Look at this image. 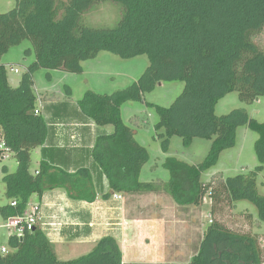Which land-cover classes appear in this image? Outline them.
Instances as JSON below:
<instances>
[{"label":"trees","instance_id":"obj_1","mask_svg":"<svg viewBox=\"0 0 264 264\" xmlns=\"http://www.w3.org/2000/svg\"><path fill=\"white\" fill-rule=\"evenodd\" d=\"M109 2L121 8L114 26L87 23L89 13ZM263 33L264 0H16L12 9L0 12V58L26 40L32 43L35 58L18 87L9 83L6 66L0 62V130L18 162L15 172L4 166L8 203L0 207L3 217L23 215L33 194L42 197L56 188L64 189L71 199L96 200L89 168L69 172L42 160L31 170V152L47 136L45 118L35 113L38 95L33 73L40 68L82 72L84 60L107 50L126 58L145 54L149 59L145 72L129 86L111 94L88 90L78 101L97 125L114 127L111 133L98 135L92 149L111 190L121 194L165 191L181 206H202L209 194L212 212L222 201L236 206L237 201L248 200L264 222V195L258 189V176L264 173V121L243 108L222 115L215 111L229 92L237 91L248 103L264 95V48L257 42ZM173 81H182L185 87L170 106L149 103L158 114L155 126L163 130L159 132L163 147L174 135H180L185 145L196 136L212 144L199 163L166 157L168 181H143L148 150L136 139L135 129L124 122L122 106L143 100L146 92ZM239 124L258 134L254 147L259 164L234 175L216 173L204 181L203 173L234 146ZM7 244V253L0 247V264H123L121 247L112 236L70 260L58 257L38 226L22 237L11 234ZM263 263L257 236L212 220L199 251L187 264Z\"/></svg>","mask_w":264,"mask_h":264},{"label":"rangeland","instance_id":"obj_2","mask_svg":"<svg viewBox=\"0 0 264 264\" xmlns=\"http://www.w3.org/2000/svg\"><path fill=\"white\" fill-rule=\"evenodd\" d=\"M15 3L16 0H0V12L12 9ZM120 15L121 8L117 3H103L96 11L86 16V21L95 27H112L117 23ZM257 42L264 48V33L257 38ZM34 58L32 43L29 40L12 47L0 58V62L6 66L9 83L13 87H18L21 84L27 68ZM148 65L149 59L145 54L126 58L111 51L102 50L97 57L82 62V72H70L64 69H37L33 73L34 89L40 97L37 101V108L43 113L46 112L45 100L54 102L53 109H60L64 106L63 104H78L79 99L88 90L111 94L138 80ZM15 69H18V72ZM184 87L185 83L182 81L163 82L154 90L146 92L143 100L129 101L122 106L124 122L135 129L136 139L148 150V161L141 173L143 181L156 179L168 181L170 173L163 166V162L168 156H175L189 163H199L205 159L210 150L212 140L198 136L194 137L189 145H185L180 135H174L170 138L167 148L162 145L159 132H163V130L156 129L158 114L149 103L168 107L181 94ZM240 108L245 109L250 116L259 121H264V95L258 100L248 103L239 98L237 91L229 92L221 97L215 111L218 115H222ZM109 126L113 131L114 127ZM257 138L258 134L255 131L248 128L246 124H239L235 132L234 146L222 152L218 162L203 173L202 179L208 181L216 173L229 176L255 168L259 164L254 147ZM38 150L37 148L31 152L32 170L39 166ZM5 165H8L9 172H15L18 168L17 159L12 156L7 160L0 161V207L8 201L5 195L6 185L3 181ZM258 189L259 193L264 195L263 172L258 176ZM199 208L203 209V215H200L197 223L203 229L208 228L212 219L238 233L257 236L264 260V222L259 221L258 208L253 203L248 200H239L234 206L228 201H222L215 205L214 212H212L211 197L207 194L203 207ZM248 213L252 216L249 217ZM5 224L6 220L0 209V245L8 243L10 236V230ZM6 247L10 249L8 246ZM182 252L187 256V250L184 249ZM189 261L186 260V262Z\"/></svg>","mask_w":264,"mask_h":264},{"label":"crops","instance_id":"obj_3","mask_svg":"<svg viewBox=\"0 0 264 264\" xmlns=\"http://www.w3.org/2000/svg\"><path fill=\"white\" fill-rule=\"evenodd\" d=\"M44 103L47 111L39 113L46 120L47 136L44 144L35 148L39 149V163L45 160L69 172L89 168L97 190L93 202L71 199L61 188L47 190L42 197L31 196L27 210L40 206L38 227L58 257L78 258L91 252L103 237L112 236L121 247L123 264L189 263L206 232L197 223L203 205H178L165 191L122 193V199L115 198L106 175L92 157L96 138L111 133V127L97 125L78 104L53 109L52 100Z\"/></svg>","mask_w":264,"mask_h":264},{"label":"built area","instance_id":"obj_4","mask_svg":"<svg viewBox=\"0 0 264 264\" xmlns=\"http://www.w3.org/2000/svg\"><path fill=\"white\" fill-rule=\"evenodd\" d=\"M18 72V69H15ZM40 111L36 109L35 113ZM13 156V150L8 145L6 138L0 130V161L7 160ZM38 173V172H37ZM114 197L122 199L121 193H114ZM12 205H17V201H13ZM40 206L33 205L31 210H27L23 215L10 217L6 220L5 226L12 232V234L22 237L26 232H32L38 226L40 220ZM212 222V219L210 220ZM3 253L9 252L7 247L1 248Z\"/></svg>","mask_w":264,"mask_h":264}]
</instances>
